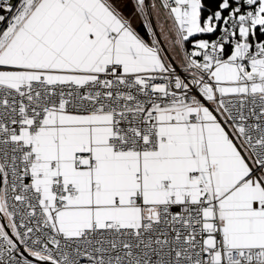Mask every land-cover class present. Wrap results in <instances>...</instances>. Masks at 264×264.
I'll list each match as a JSON object with an SVG mask.
<instances>
[{
	"label": "snow or ice",
	"instance_id": "snow-or-ice-1",
	"mask_svg": "<svg viewBox=\"0 0 264 264\" xmlns=\"http://www.w3.org/2000/svg\"><path fill=\"white\" fill-rule=\"evenodd\" d=\"M0 264H264V0H0Z\"/></svg>",
	"mask_w": 264,
	"mask_h": 264
}]
</instances>
